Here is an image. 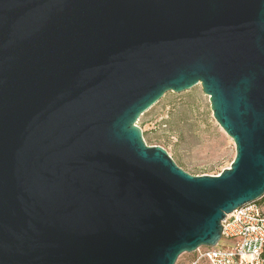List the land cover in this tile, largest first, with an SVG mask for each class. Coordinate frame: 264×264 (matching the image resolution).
Returning <instances> with one entry per match:
<instances>
[{
  "label": "water",
  "instance_id": "1",
  "mask_svg": "<svg viewBox=\"0 0 264 264\" xmlns=\"http://www.w3.org/2000/svg\"><path fill=\"white\" fill-rule=\"evenodd\" d=\"M198 84L217 175L137 125ZM263 196L264 0H0V264H174Z\"/></svg>",
  "mask_w": 264,
  "mask_h": 264
},
{
  "label": "rangeland",
  "instance_id": "2",
  "mask_svg": "<svg viewBox=\"0 0 264 264\" xmlns=\"http://www.w3.org/2000/svg\"><path fill=\"white\" fill-rule=\"evenodd\" d=\"M143 139L160 146L192 175H217L232 161L230 137L212 117L208 96L200 85L181 93L167 92L138 119ZM203 249L180 254L174 264H208Z\"/></svg>",
  "mask_w": 264,
  "mask_h": 264
},
{
  "label": "built area",
  "instance_id": "3",
  "mask_svg": "<svg viewBox=\"0 0 264 264\" xmlns=\"http://www.w3.org/2000/svg\"><path fill=\"white\" fill-rule=\"evenodd\" d=\"M260 199L226 215L221 222L219 243L214 247H202L200 256L208 264H263L264 204Z\"/></svg>",
  "mask_w": 264,
  "mask_h": 264
},
{
  "label": "trees",
  "instance_id": "4",
  "mask_svg": "<svg viewBox=\"0 0 264 264\" xmlns=\"http://www.w3.org/2000/svg\"><path fill=\"white\" fill-rule=\"evenodd\" d=\"M260 202H262L264 204V196L260 199ZM261 257H262L263 264H264V246H263V249H262V252H261Z\"/></svg>",
  "mask_w": 264,
  "mask_h": 264
}]
</instances>
